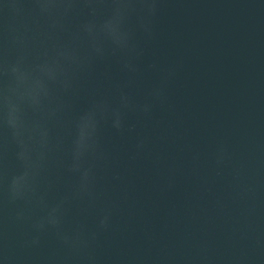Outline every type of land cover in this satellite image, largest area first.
Wrapping results in <instances>:
<instances>
[{
    "label": "water",
    "instance_id": "water-1",
    "mask_svg": "<svg viewBox=\"0 0 264 264\" xmlns=\"http://www.w3.org/2000/svg\"><path fill=\"white\" fill-rule=\"evenodd\" d=\"M26 25V4L0 0V46ZM136 40L137 100L159 82L149 64L176 71L164 106L147 118L129 113L133 131L102 125L101 198L73 203L65 224L96 239L70 256L53 233L25 246L28 225L8 223L0 264H264V0H160L152 37L138 31ZM126 80L115 60L97 61L65 94L54 132L67 137L94 97L115 103L114 84ZM49 178V202L76 182L56 165ZM105 206L108 227L98 229Z\"/></svg>",
    "mask_w": 264,
    "mask_h": 264
},
{
    "label": "clouds",
    "instance_id": "clouds-1",
    "mask_svg": "<svg viewBox=\"0 0 264 264\" xmlns=\"http://www.w3.org/2000/svg\"><path fill=\"white\" fill-rule=\"evenodd\" d=\"M20 2L27 5L31 25L22 34L11 30L0 46V239L7 237L8 223L28 225L32 235L25 246L39 245L41 237L51 232L70 256L78 255L98 231H89L82 223L66 229L65 224L73 203L95 206L101 198L97 172L108 159L101 144L102 125L133 131L135 125L127 123L129 113L147 118L154 106H164L176 69L153 62L148 68L160 74L159 82L143 100L129 91L139 78L144 55L137 32L152 37L160 0ZM110 60L127 77L114 84L117 101L94 97L73 121L67 137L54 132L65 94L74 90L81 74L91 73L97 61ZM143 145L140 139L136 147ZM10 150L14 169L8 166ZM53 165L63 167L76 182L49 202ZM101 211L97 228L106 229L112 209L105 206Z\"/></svg>",
    "mask_w": 264,
    "mask_h": 264
}]
</instances>
